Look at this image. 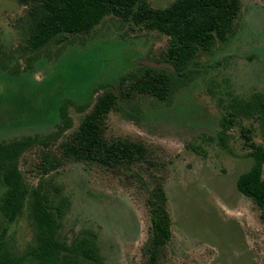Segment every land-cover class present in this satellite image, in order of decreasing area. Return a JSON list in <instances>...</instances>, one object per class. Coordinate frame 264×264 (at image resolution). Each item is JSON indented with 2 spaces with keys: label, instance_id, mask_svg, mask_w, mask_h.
<instances>
[{
  "label": "rangeland",
  "instance_id": "obj_1",
  "mask_svg": "<svg viewBox=\"0 0 264 264\" xmlns=\"http://www.w3.org/2000/svg\"><path fill=\"white\" fill-rule=\"evenodd\" d=\"M145 1L164 9L175 0ZM239 2L231 34L196 59L198 74L190 84L167 102L136 95L108 114V141L136 142L149 152L145 162L108 168L61 160L59 148L95 99L143 61H156L168 38L107 16L89 35L71 39L85 40L83 46L53 43L32 52L26 9L15 0H0V65L5 66L0 68V142L49 140L23 153L18 167L29 188L48 182L59 189L56 201L65 198L61 239L91 238L104 264H144L150 227L146 199L161 185L171 238L158 264H264V210L236 188L238 176L252 164L242 129H251V140L264 147L261 127L254 119H237L225 146L217 139L230 98L264 92V0ZM64 103L70 126L58 134ZM49 154L59 164L43 175ZM3 190L0 185V196ZM1 229L12 255L34 244L27 206L11 223L0 213Z\"/></svg>",
  "mask_w": 264,
  "mask_h": 264
},
{
  "label": "trees",
  "instance_id": "obj_2",
  "mask_svg": "<svg viewBox=\"0 0 264 264\" xmlns=\"http://www.w3.org/2000/svg\"><path fill=\"white\" fill-rule=\"evenodd\" d=\"M15 2L26 9V43L32 52L53 43L63 48L70 44L83 46L85 40L71 39L89 35L107 16H115L123 22H131L168 38L165 52L156 61H151L167 66L152 68L140 62L136 70L118 80L117 87L105 90L95 99L78 129L59 148L61 160L99 164L108 168L145 162L149 156L147 149L139 143L106 139L108 114L117 105L131 102L136 95L167 102L176 91L185 88L198 74L196 59L202 54L211 53L217 42H225L240 10L239 0H175L164 9H153L145 0ZM0 68L5 70L4 65H0ZM66 105L64 103L59 107L63 123L58 128V134H63L70 126ZM241 118L256 120L264 137V92L254 93L247 99L230 98L219 123L217 139L220 145L225 146L228 132ZM242 135L252 164L238 176L236 188L264 210V147L251 140V129H242ZM48 142L39 136L0 142V185L4 189L0 196V213L6 222L11 223L22 215L27 206L34 236L33 246L24 254L12 255L3 240L5 231L1 229L0 264H81L84 261L104 264L91 238L76 237L68 243L59 237L58 230L66 207L65 198L56 201L59 189L42 181L36 187L29 188L23 180L18 167L20 157L35 145L46 146ZM48 156L43 159V175L56 169L59 164V159L50 154ZM166 202L161 185L149 191L146 206L150 227L144 249L148 259L144 264H158L161 250L171 238V220Z\"/></svg>",
  "mask_w": 264,
  "mask_h": 264
},
{
  "label": "water",
  "instance_id": "obj_3",
  "mask_svg": "<svg viewBox=\"0 0 264 264\" xmlns=\"http://www.w3.org/2000/svg\"><path fill=\"white\" fill-rule=\"evenodd\" d=\"M142 63L147 65V66H150L152 68H163V67L167 66V65H164V64H156V63H153L151 61H143Z\"/></svg>",
  "mask_w": 264,
  "mask_h": 264
}]
</instances>
